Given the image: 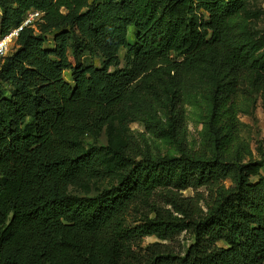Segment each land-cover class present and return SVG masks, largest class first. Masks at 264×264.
I'll use <instances>...</instances> for the list:
<instances>
[{
	"label": "trees",
	"instance_id": "1",
	"mask_svg": "<svg viewBox=\"0 0 264 264\" xmlns=\"http://www.w3.org/2000/svg\"><path fill=\"white\" fill-rule=\"evenodd\" d=\"M245 1L0 0V38L42 14L0 59V264H263L264 156L233 150L246 77L264 81V54L228 26ZM206 87L208 145L191 151L183 101ZM143 92L167 106L177 156L119 144L107 165L80 145ZM90 180L111 184L70 193ZM199 188L205 210L181 195ZM182 233L183 253L139 244Z\"/></svg>",
	"mask_w": 264,
	"mask_h": 264
},
{
	"label": "rangeland",
	"instance_id": "2",
	"mask_svg": "<svg viewBox=\"0 0 264 264\" xmlns=\"http://www.w3.org/2000/svg\"><path fill=\"white\" fill-rule=\"evenodd\" d=\"M228 26L240 38L257 46L256 56L264 54V0H246L242 10L228 21ZM50 38L48 36V39ZM8 49L7 56L14 51L15 45L11 43ZM123 55L124 51H121L120 58ZM64 79H68V74L64 75ZM244 84L239 98V134L233 150L238 149L247 160L255 161L264 156V81L260 86L254 87L251 78L246 77ZM210 93V87H206L196 94L184 97L185 146L188 150L193 151L208 145L207 122ZM166 110L167 106L164 102L150 92L133 95L123 115L114 117L95 136L80 137V145L84 149L89 146L98 148L107 165L111 161L109 149L119 144H128L135 151L154 157L177 156L178 145L174 141L159 136V131L166 127ZM110 184L111 181L90 180L71 187L70 193L91 197ZM229 185V181L225 182L226 187ZM181 195L197 201L203 210L213 196L204 188L188 189L181 192ZM139 218L138 213L130 211L123 220L130 226L134 225ZM191 242V236L188 233H182L170 241L148 237L139 244L145 247L152 243H159L174 253H183Z\"/></svg>",
	"mask_w": 264,
	"mask_h": 264
},
{
	"label": "built area",
	"instance_id": "3",
	"mask_svg": "<svg viewBox=\"0 0 264 264\" xmlns=\"http://www.w3.org/2000/svg\"><path fill=\"white\" fill-rule=\"evenodd\" d=\"M42 14L37 11H29L24 17L22 24L16 29L10 31L6 36L0 38V59L7 56L8 48L11 43L14 44L18 34L24 28L36 29L37 25L41 22Z\"/></svg>",
	"mask_w": 264,
	"mask_h": 264
}]
</instances>
